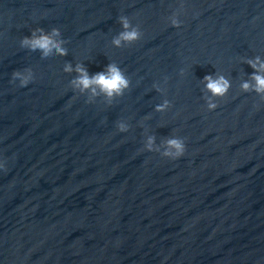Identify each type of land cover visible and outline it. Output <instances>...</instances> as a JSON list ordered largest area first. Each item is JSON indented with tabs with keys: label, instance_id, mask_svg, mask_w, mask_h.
<instances>
[{
	"label": "water",
	"instance_id": "95a60500",
	"mask_svg": "<svg viewBox=\"0 0 264 264\" xmlns=\"http://www.w3.org/2000/svg\"><path fill=\"white\" fill-rule=\"evenodd\" d=\"M121 15L142 36L116 48ZM54 27L66 56L21 47ZM256 56L264 0H0V264H210L264 158V101L240 87ZM111 62L131 81L111 104L71 88L78 63ZM205 75L231 81L212 111ZM148 136L161 151L183 137L186 152L147 151Z\"/></svg>",
	"mask_w": 264,
	"mask_h": 264
},
{
	"label": "clouds",
	"instance_id": "9594fccd",
	"mask_svg": "<svg viewBox=\"0 0 264 264\" xmlns=\"http://www.w3.org/2000/svg\"><path fill=\"white\" fill-rule=\"evenodd\" d=\"M183 7V5H181ZM179 12L173 13L169 17L171 26L179 28L181 21L178 19ZM122 26L120 31L113 37L111 43L116 48L131 46L142 36V32L138 25L134 26L128 16L121 15L118 18ZM66 40L62 38L59 28H52L51 31L46 32L43 28H36L31 32L30 36H24L20 45L30 51H39L42 58H47L52 55L66 56L68 49L65 47ZM255 71L251 75V81H244L240 87L243 92H255L262 101H264V61L260 56L246 61ZM64 71L70 73L73 71L71 63L64 65ZM77 75L70 81L71 88L81 95L87 94V102L92 103L97 97L103 96L108 104H111L116 98L124 95L125 91L130 88L131 81L126 76L125 72L118 66L117 63L111 62L106 66V69L90 75L87 69L82 64L75 66ZM183 75V70L181 71ZM19 80L20 87H26L34 80V73L31 68H25L23 71L16 70L12 73V81ZM205 88L211 96L205 97L207 109L209 111L215 110L219 105L216 99L225 97L230 88L231 81L224 75H217L215 78L212 75H205L203 77ZM153 87L160 92L164 89L159 84H154ZM170 101L165 99L161 104L157 105L155 111L164 112L170 107ZM117 129L119 132H127L129 125L125 121L117 122ZM164 149L160 150L155 146V137L148 136L144 149L147 151H155L160 153L164 158L177 160L184 156L186 152L185 138L180 136H172L164 141ZM0 169L7 171L6 161L0 160Z\"/></svg>",
	"mask_w": 264,
	"mask_h": 264
}]
</instances>
